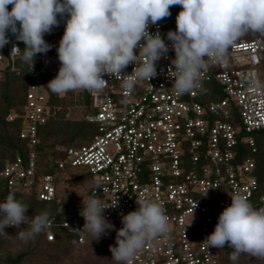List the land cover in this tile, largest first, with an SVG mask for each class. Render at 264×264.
Wrapping results in <instances>:
<instances>
[{
	"label": "built area",
	"instance_id": "obj_1",
	"mask_svg": "<svg viewBox=\"0 0 264 264\" xmlns=\"http://www.w3.org/2000/svg\"><path fill=\"white\" fill-rule=\"evenodd\" d=\"M169 22L159 21L149 31L158 30L170 45ZM10 41L0 49V61L6 56L9 69L16 73L25 70L32 82L25 94L20 114L24 125L19 132L31 149L25 159L17 156L0 169V177L9 189L35 182L34 146L39 141L38 127L47 118L40 78L47 73L57 74L58 69L49 66L60 63L57 46L53 53H40L39 67L31 69L28 64L24 69L15 68L11 62L18 55L10 50L21 41ZM174 58L170 48L157 62V76L149 82L137 81L130 95L125 94L120 78L109 75L104 76L108 84L103 89L86 90L93 112L85 119L96 125V132L84 143L62 148L54 171L42 174L37 181V195L43 200L55 198L59 171L84 167L95 182L87 199L96 197L104 205L117 202L103 213L115 226L107 232L108 238L116 236L115 230L122 227L121 214L136 209V198L141 195L166 209L170 233L146 243L130 264H219L216 248H209L205 239L213 231V210L217 208L221 213L231 203L230 195L237 192L246 194L254 207H264L254 161L238 153L239 143L254 151L252 132L264 129V76L259 72L264 36L238 39L223 60L208 58L200 86L179 96L168 74ZM142 59L138 56L137 66ZM133 67L130 64L126 71L131 72ZM3 68L0 65V77ZM211 80L220 86L223 98L210 100L203 92V83ZM199 97L207 101L203 103ZM14 116L11 113L8 119ZM234 117L237 122L230 121ZM210 190H220L221 196L216 200L203 197ZM58 211L62 212L63 207L59 206ZM59 225L77 233L78 241L83 242V225L71 226L68 221ZM49 228L45 238L51 241L54 235Z\"/></svg>",
	"mask_w": 264,
	"mask_h": 264
},
{
	"label": "clouds",
	"instance_id": "obj_2",
	"mask_svg": "<svg viewBox=\"0 0 264 264\" xmlns=\"http://www.w3.org/2000/svg\"><path fill=\"white\" fill-rule=\"evenodd\" d=\"M177 5L176 29L167 32L169 45L158 30L153 33L149 28L170 17V8ZM65 14L56 49L60 66L47 82L57 95L103 89L108 84L105 75L120 78L130 95L137 81L149 82L157 76V62L170 48L175 52L168 73L173 90L178 96L190 93L200 86L208 58L223 60L244 35L264 34V0H0V49L11 42L10 32L24 44L23 52L18 44L10 52L32 69L36 55L52 47L45 35L59 25L58 15L64 18ZM138 56L143 59L137 66ZM130 64L134 67L127 72ZM230 197L231 203L205 238L208 247L232 249L229 259L234 264L241 255L264 259V207H254L243 193ZM116 204L104 205L96 197L82 201V229L94 240L106 235L115 226L103 213ZM136 204V209L121 214L122 227L115 230V245L109 246L116 264H130L146 243L171 231L161 203L141 195ZM28 210L27 204L9 193L0 202V236L10 235L5 229L15 227L20 229L18 238L27 242L50 227L48 212L30 217Z\"/></svg>",
	"mask_w": 264,
	"mask_h": 264
},
{
	"label": "trees",
	"instance_id": "obj_3",
	"mask_svg": "<svg viewBox=\"0 0 264 264\" xmlns=\"http://www.w3.org/2000/svg\"><path fill=\"white\" fill-rule=\"evenodd\" d=\"M171 20L169 24L172 22ZM64 29L45 35L46 39H53L54 43L60 41ZM54 36V37H53ZM21 52L24 44L20 42ZM38 53L35 57L34 67L40 66ZM10 63L4 66L0 77V169L13 161L17 156L26 158L31 149L26 139L19 137V132L24 125V120L20 116L22 106L25 101V94L32 79L25 70L16 73L9 69ZM260 75L264 76V58L259 65ZM56 74H43L40 78L44 92L46 94V121L38 127V143L34 146L36 152L35 182L29 186H16L7 188L6 181L0 177V202H4L9 193H13L17 200L29 206L28 215L35 216L41 212H48L53 222L50 231L53 233V240L45 238L46 230L41 232L27 242L18 238L16 233L20 229L7 227L5 230L10 234L0 236V264H116L111 259L112 254L109 246L115 245L114 237L108 238L103 235L99 240L84 230L83 242L78 241V234L71 232L69 228L59 225L60 222L68 221L71 226L84 225V218L80 215L82 201H86L90 190L95 186L88 170L84 167H66L59 171L55 181V198L43 200L38 198L37 181L40 176L47 172H52L56 168V160L62 155V148L75 145V140L80 138L90 139L96 132V125L85 119L87 112H83L78 118L69 117L65 97L74 96L72 91L66 94L57 95L50 91L47 82ZM216 88L215 80L207 82ZM221 90V89H220ZM220 91L217 90V93ZM207 94V93H205ZM212 100L211 96L207 94ZM221 96L219 99L223 98ZM218 99V100H219ZM76 100H80L76 97ZM201 102H206V98H198ZM73 101V100H72ZM71 101V102H72ZM78 102V101H77ZM79 103V102H78ZM88 105V104H87ZM14 113L12 119H8L9 114ZM235 122L236 118L230 119ZM64 122L71 123V127L64 128ZM68 133H67V132ZM84 135V137H83ZM255 142V150L245 144L239 143L240 157H251L254 161V174L257 178L259 191L264 192V129L252 132ZM86 136V137H85ZM81 144V142H80ZM78 145V144H77ZM257 154L256 159L253 157ZM260 162V165L258 164ZM258 166L261 172H258ZM263 187V188H262ZM59 198V201L57 199ZM62 206L63 211L59 212L58 207ZM220 211L215 208L212 212V228L218 221ZM21 227H26L21 225ZM219 257L226 264H234L229 259L232 249L227 246L222 249L216 248ZM240 260L235 264H242ZM246 264V263H243Z\"/></svg>",
	"mask_w": 264,
	"mask_h": 264
},
{
	"label": "rangeland",
	"instance_id": "obj_4",
	"mask_svg": "<svg viewBox=\"0 0 264 264\" xmlns=\"http://www.w3.org/2000/svg\"><path fill=\"white\" fill-rule=\"evenodd\" d=\"M168 29L169 30H173V31L176 29V20H173L170 23V25L168 26ZM263 36H264V34L248 33V34L244 35L243 37H241L240 39L246 40V39H250V38L263 37ZM53 39H55V38L46 39V41L50 45H52L51 49L47 53H53V51H54L53 49L59 45V42L54 43V40ZM20 51H21V49H20ZM9 62L10 61L8 60V58L6 56H4V58L0 61V65H4L5 66ZM11 64L15 68H21V69L26 68L27 65H28V64L22 62L19 56H16L14 58V60L11 62ZM59 66H60V63L59 64L51 63L49 67L50 68L53 67V68L59 69ZM217 90L220 91V93L219 92L217 93ZM203 92L204 93H207L209 96H211L212 100H218L221 96L224 95V93L220 90V86L218 84H217L216 88H214L213 85L208 84L207 82H204L203 83ZM72 93L74 94V96L72 95V96L65 97V100H66V103L65 104H67L66 105L67 106V110L70 113L69 117H71V118H78L82 114V111L83 112H87V113L93 112V109H92L91 104H90V96H89L88 91H86V90H75V91H72ZM76 97L78 99H80V100H76ZM236 122H237V119H236ZM64 123H65L63 125L64 128L65 127H67V128H70L71 127V123H69V122H67V123L64 122ZM240 133L243 134L242 131ZM83 137H84V135H83ZM84 139H86V138H84ZM84 139L81 136L80 138H78L77 140H75V142H76L75 145L80 144V142L81 143L86 142V141H84ZM88 140L89 139H87V141ZM253 157L256 159L257 154H254ZM258 164L260 165V162ZM260 166H258V172H261L262 173ZM262 175H263V173H262ZM201 196L202 195H200V197ZM220 196H221V191L220 190H210V191H207V192H205L203 194V197H206V198H208L210 200H216ZM109 231H113V229L112 230H109ZM240 260L243 261V263H246V264H264V259H259V258L251 257V256H248V255H241L238 261L240 262ZM69 263L70 262L66 261L63 264H69ZM221 263L222 264H226V262L223 261L222 259H221Z\"/></svg>",
	"mask_w": 264,
	"mask_h": 264
},
{
	"label": "water",
	"instance_id": "obj_5",
	"mask_svg": "<svg viewBox=\"0 0 264 264\" xmlns=\"http://www.w3.org/2000/svg\"><path fill=\"white\" fill-rule=\"evenodd\" d=\"M11 8V5H9V9ZM180 11V6H172L170 8V12H171V16L170 17H167V18H164L163 20L161 21H165V22H169L171 20H175L176 18V15L177 13ZM66 18H67V14H65V17L64 18H61L59 15H58V20L60 21L59 25L58 26H55L53 27L52 29V33L54 32H57L61 29H64V25H65V22H66ZM19 26V25H18ZM8 37L9 39H15V37L9 32L8 33Z\"/></svg>",
	"mask_w": 264,
	"mask_h": 264
}]
</instances>
